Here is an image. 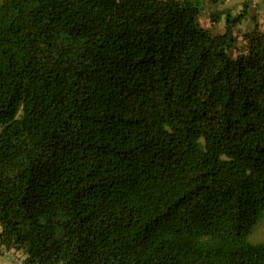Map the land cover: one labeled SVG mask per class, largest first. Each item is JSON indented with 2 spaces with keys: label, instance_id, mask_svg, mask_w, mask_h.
<instances>
[{
  "label": "trees",
  "instance_id": "trees-1",
  "mask_svg": "<svg viewBox=\"0 0 264 264\" xmlns=\"http://www.w3.org/2000/svg\"><path fill=\"white\" fill-rule=\"evenodd\" d=\"M201 5L0 0L3 255L264 264V34Z\"/></svg>",
  "mask_w": 264,
  "mask_h": 264
},
{
  "label": "rangeland",
  "instance_id": "rangeland-1",
  "mask_svg": "<svg viewBox=\"0 0 264 264\" xmlns=\"http://www.w3.org/2000/svg\"><path fill=\"white\" fill-rule=\"evenodd\" d=\"M247 5L248 18L244 19L240 23L233 28V33L236 38H238V42L235 45V48L232 49L231 54L236 55L241 50L243 51L242 44V35L250 31L255 23L256 28L262 30L264 34V0H202L201 11L196 19L198 26L211 34L222 33L225 29V20L224 17L229 14L233 16L238 13L242 6ZM219 10V15L216 16V11ZM216 16V18L214 17ZM254 16V17H253ZM253 18V19H252ZM256 19V22H255ZM264 240V218L261 220L258 227L253 231L250 241L259 242ZM0 250L3 251L4 247L0 245ZM0 264H7L11 259L9 256H5L1 253Z\"/></svg>",
  "mask_w": 264,
  "mask_h": 264
},
{
  "label": "built area",
  "instance_id": "built-area-1",
  "mask_svg": "<svg viewBox=\"0 0 264 264\" xmlns=\"http://www.w3.org/2000/svg\"><path fill=\"white\" fill-rule=\"evenodd\" d=\"M4 255L9 256L11 259L7 264H23L20 259L13 256L11 251L4 252Z\"/></svg>",
  "mask_w": 264,
  "mask_h": 264
},
{
  "label": "crops",
  "instance_id": "crops-1",
  "mask_svg": "<svg viewBox=\"0 0 264 264\" xmlns=\"http://www.w3.org/2000/svg\"><path fill=\"white\" fill-rule=\"evenodd\" d=\"M262 8H264V6H262ZM2 251L0 250V253H1ZM2 258H1V256H0V260H1Z\"/></svg>",
  "mask_w": 264,
  "mask_h": 264
}]
</instances>
